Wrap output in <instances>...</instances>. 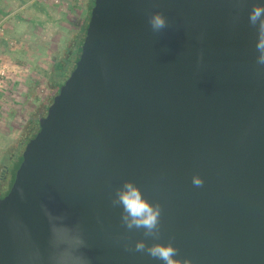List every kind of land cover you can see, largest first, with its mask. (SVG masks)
Returning <instances> with one entry per match:
<instances>
[{
  "label": "water",
  "instance_id": "1",
  "mask_svg": "<svg viewBox=\"0 0 264 264\" xmlns=\"http://www.w3.org/2000/svg\"><path fill=\"white\" fill-rule=\"evenodd\" d=\"M257 6L95 0L80 59L0 200V264H57L54 227L83 241L84 264H165L157 245L178 264H264ZM129 183L159 209L151 232L128 226Z\"/></svg>",
  "mask_w": 264,
  "mask_h": 264
},
{
  "label": "rangeland",
  "instance_id": "2",
  "mask_svg": "<svg viewBox=\"0 0 264 264\" xmlns=\"http://www.w3.org/2000/svg\"><path fill=\"white\" fill-rule=\"evenodd\" d=\"M30 1L33 4V10L37 8L36 5L42 4H45L48 10L52 7H61L63 29L51 49L49 45L50 50L45 52L46 55L35 52L30 55L26 63L22 61L25 68L21 71L24 74L17 79L15 86L12 85L14 89H10L7 93L9 79L0 88V96L3 99L0 101L2 103L0 107V184H3L6 191L12 180L10 159L16 151L19 150L21 154L25 150V145L22 148L19 145L24 129L31 120H38L40 115H47L48 108L52 105V98L56 94L51 82L58 76V63L65 58L69 43L76 36L83 34L90 21V0H53L52 4L45 0ZM48 14L46 18L50 20L51 11ZM38 19L37 16L34 23L37 28L32 30L34 33L37 32L38 40L43 41L40 39L42 31H40ZM35 44L30 47L38 49L40 45ZM5 167L10 168V172L3 175Z\"/></svg>",
  "mask_w": 264,
  "mask_h": 264
},
{
  "label": "crops",
  "instance_id": "3",
  "mask_svg": "<svg viewBox=\"0 0 264 264\" xmlns=\"http://www.w3.org/2000/svg\"><path fill=\"white\" fill-rule=\"evenodd\" d=\"M45 2L52 4L53 0H45ZM36 7L33 10L30 0H0V62L10 68L7 93L10 92V89L15 88L12 85L24 74L21 71L25 68L22 61L26 63L30 55L35 52L46 55L45 52L51 49V46L57 41L58 35L62 33L61 7H52L51 10H48L49 8L45 4L36 5ZM49 11H51L50 20L46 18L49 16ZM37 16L40 21V31H42L40 39L43 41L38 40L37 32H33L34 28H37L34 24ZM34 43L40 47L38 49L30 47ZM2 100L0 96V101ZM1 105L2 103H0V107Z\"/></svg>",
  "mask_w": 264,
  "mask_h": 264
},
{
  "label": "clouds",
  "instance_id": "4",
  "mask_svg": "<svg viewBox=\"0 0 264 264\" xmlns=\"http://www.w3.org/2000/svg\"><path fill=\"white\" fill-rule=\"evenodd\" d=\"M264 6L255 7L250 14V21L255 24L257 21L261 22V26L264 27ZM152 27L156 30L162 29L166 25L165 18L157 14L152 17ZM257 50L260 55L257 58L259 65H264V35H262L257 43ZM192 183L195 186H201L204 181L199 175L192 178ZM119 202L123 205L127 212L130 222L129 227L135 225L136 227H144L151 232L158 223L159 209H154L152 205L143 197L141 191L134 187L132 184H127L125 190L119 194ZM54 237L63 245L60 254L57 258V264H84V258L79 255V249L83 245V241L72 234L70 229L62 227H54ZM145 245L140 242L136 245L137 251L144 250ZM150 255L159 258L165 262V264H178L176 257L178 256V249L169 246H154L148 249Z\"/></svg>",
  "mask_w": 264,
  "mask_h": 264
},
{
  "label": "trees",
  "instance_id": "5",
  "mask_svg": "<svg viewBox=\"0 0 264 264\" xmlns=\"http://www.w3.org/2000/svg\"><path fill=\"white\" fill-rule=\"evenodd\" d=\"M94 2L95 0H90L89 20L91 17V11L94 6ZM87 27L88 25L84 29V32L82 35L76 36V38H74V40L71 43H69L65 58L58 63V66H57L58 76H56V78H54L51 82L52 87L56 90V94L52 98V103L54 101V98L58 95L60 88L65 84L66 80L70 77L71 73L76 67L77 62L80 59L81 52H82V45L84 42V38L86 36ZM45 116L40 115L38 120H31L26 125L23 135H22V139L19 143L21 148L23 145H25L26 147L27 144L36 137V135L39 132V128H40L39 120ZM19 152H20L19 150L16 151L10 159L11 167H12V180L10 182L9 189L6 191L3 187V184H0V200L8 195L15 181L16 172L19 169L23 161V157H22L23 153L20 154Z\"/></svg>",
  "mask_w": 264,
  "mask_h": 264
},
{
  "label": "built area",
  "instance_id": "6",
  "mask_svg": "<svg viewBox=\"0 0 264 264\" xmlns=\"http://www.w3.org/2000/svg\"><path fill=\"white\" fill-rule=\"evenodd\" d=\"M10 68L0 62V88L5 85L8 80Z\"/></svg>",
  "mask_w": 264,
  "mask_h": 264
},
{
  "label": "flooded vegetation",
  "instance_id": "7",
  "mask_svg": "<svg viewBox=\"0 0 264 264\" xmlns=\"http://www.w3.org/2000/svg\"><path fill=\"white\" fill-rule=\"evenodd\" d=\"M9 172H10V168L5 167L3 175L8 174ZM4 178H5V177H4Z\"/></svg>",
  "mask_w": 264,
  "mask_h": 264
}]
</instances>
